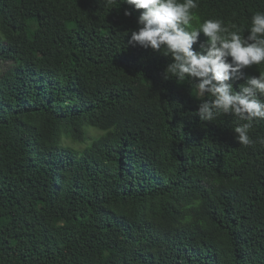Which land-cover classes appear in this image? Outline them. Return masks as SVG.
I'll return each mask as SVG.
<instances>
[{
	"label": "trees",
	"instance_id": "1",
	"mask_svg": "<svg viewBox=\"0 0 264 264\" xmlns=\"http://www.w3.org/2000/svg\"><path fill=\"white\" fill-rule=\"evenodd\" d=\"M197 3L242 37L264 12ZM142 11L0 0V264H264V119L247 146L246 121H201L190 84L165 79L171 58L127 44Z\"/></svg>",
	"mask_w": 264,
	"mask_h": 264
},
{
	"label": "clouds",
	"instance_id": "2",
	"mask_svg": "<svg viewBox=\"0 0 264 264\" xmlns=\"http://www.w3.org/2000/svg\"><path fill=\"white\" fill-rule=\"evenodd\" d=\"M123 2L143 10L127 44L170 57L165 79L190 84L191 95L198 101L195 114L199 119L212 122L222 114H231L238 121H246L233 128L234 139L245 146L253 143L249 136L252 122L264 119V71L244 77L242 70L264 64V12L252 15L248 34L242 37L219 19L200 22L192 11L198 7L197 0ZM124 14L131 12L125 10ZM201 34L206 37L203 42L199 41ZM197 44L199 50L194 48ZM242 77L244 83L239 84V91L234 90L232 82Z\"/></svg>",
	"mask_w": 264,
	"mask_h": 264
},
{
	"label": "rangeland",
	"instance_id": "3",
	"mask_svg": "<svg viewBox=\"0 0 264 264\" xmlns=\"http://www.w3.org/2000/svg\"><path fill=\"white\" fill-rule=\"evenodd\" d=\"M8 67H9L8 62H1L0 63V74ZM87 132L89 135L88 141L101 134V131L94 128V127H88ZM64 142L74 144L75 146H81V147H83L85 145V144H80V143H73L72 140L68 139L67 137L64 138Z\"/></svg>",
	"mask_w": 264,
	"mask_h": 264
}]
</instances>
